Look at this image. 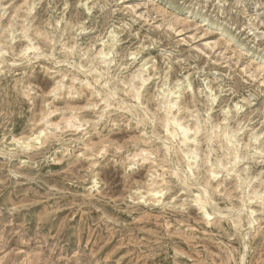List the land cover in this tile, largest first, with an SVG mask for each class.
I'll list each match as a JSON object with an SVG mask.
<instances>
[{
	"label": "rangeland",
	"instance_id": "rangeland-1",
	"mask_svg": "<svg viewBox=\"0 0 264 264\" xmlns=\"http://www.w3.org/2000/svg\"><path fill=\"white\" fill-rule=\"evenodd\" d=\"M0 264H264V0H0Z\"/></svg>",
	"mask_w": 264,
	"mask_h": 264
},
{
	"label": "bare ground",
	"instance_id": "bare-ground-1",
	"mask_svg": "<svg viewBox=\"0 0 264 264\" xmlns=\"http://www.w3.org/2000/svg\"><path fill=\"white\" fill-rule=\"evenodd\" d=\"M30 47H31V46H30ZM30 47H29V48H30ZM32 47H33V46H32ZM32 47H31V48H32ZM29 48H27V49H29ZM1 50H2V49H1ZM37 56H38V55H37ZM93 69H94V68H93ZM100 74H101V73H100ZM101 75H102V74H101ZM98 76H99V75H98ZM95 78H96V77H95ZM97 78H98V77H97ZM95 83H96V82H95ZM100 87H101V86H100ZM111 94H112V93H111ZM111 94H110V95H111ZM137 94H138V93H137ZM110 95H109V96H110ZM138 95H139V94H138ZM112 96H113V95H112ZM105 97H106V96H105ZM136 97H137V96H136ZM107 98H108V97H107ZM105 100H106V99H105ZM146 101H147V100H146ZM108 103H109V102H108ZM108 103H106V104H108ZM139 103H140V102H139ZM169 103H170V105H171L172 101L169 102ZM169 103H168V104H169ZM173 103H174V102H173ZM172 105H173V104H172ZM172 105H171V107H172ZM184 108H185V107H184ZM144 109H145V108H144ZM144 109H142V110L145 111ZM167 109H168V108H167ZM167 109H166V110H167ZM126 110H127L128 113H130V112L128 111V109H126ZM147 110H148V109H147ZM134 111L136 112L137 109L134 110ZM171 111H172V109H171ZM171 111H169V112H171ZM132 112H133V111H132ZM141 112H142V111H141ZM148 112H149V111H148ZM165 112H166V111H165ZM165 112H164V113H165ZM133 113H134V112H133ZM149 113H150V112H149ZM164 113H163V115H164ZM130 114H131V113H130ZM144 114H145V113H144ZM146 114H148V113H146ZM166 114H167V112H166ZM169 114H170V113H169ZM172 114H174V112H173ZM99 115H100V114H99ZM131 115H132V114H131ZM121 116H122V114H121ZM136 116H137V115H136ZM129 117H130V116H129ZM147 117L150 118V116H146V118H147ZM161 117H162V116H160V118H161ZM127 118H128V117H127ZM149 118H148V120H149ZM131 119H132V118H131ZM131 119H130V120H131ZM137 119H138V118H137ZM163 119H164V118H163ZM138 120H139V119H138ZM98 121H99V120H98ZM98 121H97L96 123H98ZM160 121H161V120H160ZM160 121H159V123H160ZM140 122H141V121H139V123H140ZM146 122H147V121H146ZM164 122H165V123H162V124H165V125H164V126H165V131H166V133L171 137V139L174 140L177 136H179V134H181V136H182V140H181L180 142H181V143H185V145H186V142L189 141V137H188L189 135H188V132H189L190 130H193L192 133H193V136H194V137H195V135H196L197 132H198V127H199V126H197V127L195 126V127H194V126L192 125V127H194V128H191V126H190V127H188V126H183V123L181 124L180 121H179V119H177V117H176L175 115L167 116V117H166V121H165V119H164ZM94 123H95V122H94ZM96 123H95V124H96ZM136 124H138V123L136 122ZM141 124H142V122H141ZM145 125H146V124H145ZM153 125H154V124H153ZM184 125H186V124H184ZM196 125H197V124H196ZM142 126H143V125H142ZM136 127H137V126H136ZM138 127H139V125H138ZM159 127H160V126H159ZM161 127H162V126H161ZM170 127H171L172 129H170ZM198 133H199V132H198ZM219 133H220V132H219ZM152 134H153V133H152ZM189 134H191V132H190ZM134 135H135V134H134ZM216 136H217V134H216ZM216 136L213 135V137H216ZM225 136H226V135H225ZM228 136H229V135H228ZM230 136H231V135H230ZM135 137H136V136H135ZM153 137H154V136H153ZM159 137H160V136H159ZM194 137H193V139H191V141H195ZM207 137H208V135H207ZM207 137H206V138H207ZM231 137H233V136H231ZM144 138H145V137H144ZM144 138H143V141L146 140V139H144ZM148 138H150V137H148ZM148 138H147V139H148ZM155 138H156V137H155ZM177 138H179V137H177ZM208 138L210 139V137H208ZM208 138H207V139H208ZM225 138H227V137H225ZM250 138H251L252 140H254V136H251ZM127 139H128V138H127ZM136 139H137V138H136ZM157 139H158V138H157ZM212 139H213V138H212ZM212 139H211V142H213ZM215 139H216V138H215ZM217 139H218V138H217ZM217 139H216V140H217ZM230 139H231V138H230ZM234 139H235V138H234ZM131 140H132V139H131ZM140 140H142V139H140ZM152 140H153V138H152ZM162 140H163V139H162ZM204 140H206V139H204ZM216 140H215V141H216ZM132 141H133V140H132ZM138 141H139V140H137V142H138ZM143 141H142V142H143ZM148 141H149V140H148ZM148 141H147V142H148ZM155 141H156V140H155ZM208 141H209V140H208ZM208 141H207V142H208ZM215 141H214V142H215ZM218 141H219V140H218ZM233 141H234V140H233ZM103 142H104V141H103ZM103 142H102V145H103ZM133 142H136V140L133 141ZM147 142L145 141V143H147ZM161 142H162V141H161ZM129 143H130V142H129ZM162 143L165 145L167 142H166V143H165V142H162ZM171 143H172V142H171ZM178 143H179V139H178ZM229 143H230V142H229ZM229 143H228V144H229ZM134 144H135V143H134ZM147 144H148V143H147ZM163 144H162V145H163ZM187 144H188V143H187ZM197 144H198V143H197ZM212 144L214 145V143H212ZM219 144H220V143H219ZM234 144H236V143H234ZM114 145H115V144H114ZM116 145H119V144L116 143ZM127 145H128V144H127ZM138 145H139V143H138ZM138 145H137V146H138ZM145 145H146V144H145ZM150 145H151V144H150ZM168 145H169V142H168V144L165 146V147H167V148H166V152H167V149H168ZM180 145H181V144H180ZM180 145H179V146H180ZM198 145H199V144H198ZM112 146H113V144H112ZM143 146H144V145H143ZM148 146H149V144H148ZM169 146H170V145H169ZM182 146H183V145H182ZM191 146H192V145H191ZM195 146H196V145H195ZM205 146H206V145H205ZM219 146H220V145H219ZM248 146L251 147V148H252V147L254 148V145L251 144V142L248 143ZM151 147H152V146H151ZM163 147H164V146H163ZM165 147H164V148H165ZM172 147H173V146H172ZM227 147H228V146H227ZM101 148H102V147H101ZM101 148H100V149H101ZM107 148H108V147H107ZM107 148L105 147V150H106ZM127 148H128V147H127ZM138 148H139V147H138ZM143 148H144V147H143ZM148 148H149V147H148ZM152 148H153V147H152ZM184 148H185V147H184ZM210 148H211V147H210ZM230 148H231V147H230ZM230 148H229V149H230ZM102 149L104 150V147H103ZM141 149H142V147H141ZM145 149H146V148H145ZM145 149H144V150H145ZM149 149H150V148H149ZM179 149H180V148H179ZM181 149H182V148H181ZM181 149H180V150H181ZM207 149H208V148H207ZM219 149H220V148H219ZM229 149H228V150H229ZM142 150H143V149H142ZM160 150H161V149H160ZM197 150H198V147H197ZM172 151H173V150H172ZM220 151H221V150H220ZM225 151H226V150H225ZM231 151H232V150H231ZM106 152H107V151H106ZM139 152H140V148H139ZM139 152H138L137 154H139ZM141 152H142V151H141ZM141 152H140V153H141ZM216 152H217V151H216ZM142 153H143V152H142ZM142 153H141L140 155H142ZM154 153H155V152H154ZM154 153H153V154H154ZM172 153H173V152H172ZM188 153H189L190 155H192V154H195V155H196V148H194V149H192V148H190V149L187 148V151L184 152L183 155L186 156V158H188V157H189V156H187ZM220 153H221V152H220ZM236 153H237V151H236ZM137 154H136V155H137ZM155 154H156V153H155ZM215 154H217V153H215ZM205 155H206V154H205ZM227 155H229V153H226V156H227ZM138 156H139V155H138ZM150 156H151V155H150ZM162 156H163V155H162ZM169 156H170V154H169ZM211 156H212V155H211ZM139 157H140V156H139ZM164 157H165V156H163V158H164ZM172 157H173V156H172ZM172 157H170V158H172ZM204 157H206V156H204ZM213 157H214V156H213ZM221 157L223 158V156H221ZM224 157H225V156H224ZM227 157H228V156H227ZM233 157H234L235 159H236V158H239V156H237V154H234V155L232 156V159H233ZM140 158H141V157H140ZM156 158H158V157H156ZM156 158H155V159H156ZM166 158H167V157H166ZM184 158H185V157H184ZM184 158H182V159L184 160ZM186 158H185V159H186ZM207 158H208V157H207ZM219 158H220V157H219ZM152 159H153V158H152ZM155 159H154V160H155ZM168 159H169V158H168ZM224 159H225V158H224ZM142 160H144V158H142ZM150 160H151V159H150ZM160 160H161V159H160ZM165 160H166V159H165ZM188 160H189V159H188ZM216 160H218V159H216ZM144 161H145V160H144ZM152 161H153V160H152ZM162 161H163V159H162ZM170 161H172V160H170ZM181 161H182V160H181ZM186 161H187V160H186ZM186 161H185V162H186ZM219 161H220V160H219ZM226 161H227V160H226ZM229 161H230V160H229ZM158 162L160 163V161H158ZM221 162H222V161H221ZM234 162H235V160H234ZM153 163H154V162H153ZM167 163H168V162H167ZM162 164H163V163H162ZM148 165H149V163H148ZM158 165H159V164H158ZM174 165H175V164H173V166H174ZM177 165H178V164H177ZM185 165H187V164H185ZM221 165H222V163H221ZM153 166H154V164H153ZM153 166H151V167H153ZM178 166H179V165H178ZM147 167H148V166H147ZM166 167H167V166H166ZM181 167H182V166H181ZM181 167L179 166V168H181ZM187 167H190V166L187 165ZM164 168H165V167H164ZM175 168H176V167H175ZM182 168H183V167H182ZM182 168H181V169H182ZM223 168H224V167H223ZM226 168H227V167H226ZM153 169H156V168H153ZM170 169H171V168H170ZM170 169H169V170H170ZM176 169H177V168H176ZM217 169H218V168H217ZM148 170H149V168H148ZM159 170H160V169H159ZM165 170H168V169H165ZM183 170H185V169H183ZM220 170H221V169H220ZM224 170H225V169H224ZM149 171H150V170H149ZM151 171H152V170H151ZM154 171H155V170H154ZM162 171H163V169H162ZM179 171H180V169H179ZM181 171H182V170H181ZM231 171H232V169H231ZM233 171H235V169H233ZM147 172H148V171H147ZM163 172H164V171H163ZM151 173H152V172H151ZM159 173H160V172H159ZM168 173L171 174L169 171H168ZM212 173H213V172H212ZM188 174H189V173H188ZM188 174H187L186 172H183L182 176H178L179 174L174 173V175L177 177V179H178V180L181 179V181L184 182V183H187V182L189 181ZM238 174L240 175L241 173H238ZM156 175H157V174H156ZM174 175H173V176H174ZM214 175H215V174H214ZM194 176H196V175H194ZM204 176H207V175H204ZM204 176H203V177H204ZM208 176H209V175H208ZM166 177H167V176H166ZM170 177H171V176H170ZM163 178H164V176H163ZM241 178H242V179H246L245 176H241ZM152 179H153V178H152ZM156 179H157V178H156ZM166 179H167V178H166ZM192 179H193V177H192ZM202 179H203V178H202ZM207 179H208V178L205 177V183H207ZM200 180H201V179H200ZM237 180H238V179H237ZM202 181H203V180H202ZM202 181H201V182H202ZM151 182L153 183V180H152ZM151 182H148V185H149V183H151ZM178 182H179V181H178ZM178 182H177V183H178ZM189 182H190V181H189ZM195 182H196V181H195ZM203 182H204V181H203ZM184 183H183V184H184ZM205 183H204V184L199 183V187L201 188V187L205 186ZM146 184H147V183H146ZM146 184H145V185H146ZM163 184H165V183H163ZM187 184H188V183H187ZM208 184H209V183H208ZM173 185H174V184H173ZM188 185H189V184H188ZM202 185H203V186H202ZM214 185H215V184H214ZM216 185H217V184H216ZM216 185H215V186H216ZM151 186H152V185H151ZM157 186H159V185H157ZM183 186H185V185H183ZM187 187H188V186H187ZM205 187H206V186H205ZM210 187H211V186H210ZM148 188H149V187L147 186V189H148ZM150 188H151V187H150ZM156 188H157V187H156ZM163 188H164V187H163ZM214 188H215V187H214ZM214 188H213V190H215ZM225 189H226V188H225ZM225 189H224V190H225ZM202 190H203V189H202ZM206 190H207V189H206ZM227 190H228V189H227ZM232 190H233V189H231L230 191H232ZM198 191H199V190H198ZM204 191H205V190H204ZM155 192H156V193H159L158 191H155ZM228 192H229V191H228ZM160 193H161V192H160ZM199 193H200V192H199ZM204 193H205V192H204ZM194 194H195V193H194ZM206 195H207V194H206ZM206 195H204V196H206ZM225 195H226V194H225ZM193 198H194V201H195V203H196V206H197L199 209H201V211L203 212V215H204L206 218H209V217L211 216V214H212L211 212H209V211L206 210V201L208 202V200H209L208 198H209V197L207 198V197H203V196L200 195V194H199V195H196V194H195V196H193ZM227 198H228V196H227ZM207 199H208V200H207ZM250 199H251V198H250ZM242 202H243V201H242ZM208 204H209V203H208ZM214 208H215V207H214ZM211 209H212V208H211ZM209 210H210V209H209ZM211 211H212V210H211ZM239 223H240V222H239ZM235 224H236V223H235Z\"/></svg>",
	"mask_w": 264,
	"mask_h": 264
}]
</instances>
